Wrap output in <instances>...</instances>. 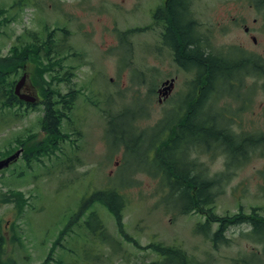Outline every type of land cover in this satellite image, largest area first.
Masks as SVG:
<instances>
[{"label":"rangeland","instance_id":"obj_1","mask_svg":"<svg viewBox=\"0 0 264 264\" xmlns=\"http://www.w3.org/2000/svg\"><path fill=\"white\" fill-rule=\"evenodd\" d=\"M18 1L0 0V56L26 40V33L35 31L45 38L53 29L54 46L63 44L66 52L43 61L53 68L42 75L35 70L38 61L27 59L17 74L7 78L17 80L25 67L19 94L54 91L52 99L60 108L62 95L70 91L74 96L66 110L68 118L61 120L64 136L57 141L63 154L49 144L47 154L39 153L28 164L19 156L0 170V264H143L156 258L149 247L152 242L179 245L201 261L251 264L257 258L254 254L263 251L249 235L247 223L230 224L225 230L228 240L217 248L194 228L203 222L206 209L218 217L250 209L264 216V72L258 61L256 74L249 66L243 75L233 71L240 80L244 76L246 91L223 79L215 83L209 105L201 112L212 116L210 130L228 126L239 137L261 142L254 146L248 140L243 155L234 154L238 163L229 168L220 149L205 152L192 146L190 157L199 164L198 178L224 177L214 186L217 194L211 205L200 212L180 213L169 194L168 202L162 201L166 189L153 172L156 166L148 169L139 156L145 138H153L158 130L153 126L162 112L166 121L172 119L169 107L163 110L168 100L158 102L160 82L174 77L175 94L193 75L176 67L171 51L160 43L161 27L149 10L158 1ZM189 5V16L209 49L229 52L236 46L264 62L261 8L251 10L247 0H191ZM169 6L179 18L181 10L174 3ZM231 16L239 22L231 21ZM252 36L257 39L254 43ZM42 114V105L0 104V159L19 148L21 140L27 150L38 142L43 136L38 121ZM135 128L147 133L139 135ZM116 140L127 142L126 152ZM214 140L205 137L206 144ZM175 158L182 163L181 156ZM51 163L55 173H46ZM111 189L123 200L120 228L109 208L95 201L101 192L110 195Z\"/></svg>","mask_w":264,"mask_h":264},{"label":"trees","instance_id":"obj_2","mask_svg":"<svg viewBox=\"0 0 264 264\" xmlns=\"http://www.w3.org/2000/svg\"><path fill=\"white\" fill-rule=\"evenodd\" d=\"M14 4H16V1ZM174 28L171 39L174 42L175 52L180 57V61L192 62L196 66L195 81L199 90L196 99L198 100L194 107H188V110L185 112L187 116L182 121L175 123L174 121H166L163 117L160 118L155 123L156 125L153 126V128H157L158 130L155 132L153 138L149 136L145 138L143 147L146 146L139 153V156L145 162V165L148 166V169H153L151 164L156 166L157 171L153 172L161 178L164 189H166L162 201L168 202L165 198L169 194L172 198L171 201L178 202L180 213L193 210L200 212L203 211L204 205H211L214 202L217 194L216 191L214 192V186L215 184L216 186L220 184L224 176H218L217 179L212 177L198 178L199 172L196 173V171L199 164H197L196 159L190 157V148L194 146V148L205 152H210V149L214 147L220 149L226 157V168H229L238 163L234 159V154L240 151V155H243L244 152L241 153V149L248 140L250 144L255 146L256 142H261V138L255 142L251 138L245 139L239 137L235 133H232L228 126H222L213 130L209 129L208 124L213 121V118L209 114L204 115L201 110L208 107L209 98L213 94L215 83H219L226 78L225 69L221 64L222 57L219 53H212L211 51L204 55L198 51L195 44L189 46L188 40L190 35L188 29L183 25L181 26L180 21L175 22ZM54 30L48 36H45V38L39 36L35 31L26 33V40L21 41L19 45L12 44L9 54L0 56V104L2 106L12 108V106H16L19 103L18 98H16L12 90L14 79L9 80L7 74H17L19 68L22 69L23 63L27 59H30L38 61L39 66L35 70L42 75L43 71L53 68V66L50 67V63H47V65L43 64V61L48 60L49 57L57 59L60 54L64 56L63 54L66 50H64L63 44H59L58 48L54 46L57 42L52 37ZM55 62H58V60ZM259 63L264 72V62L260 60ZM234 70L233 66L229 67L228 76L230 78L236 75L233 72ZM45 92L47 91L45 90ZM45 92L44 94L46 95ZM52 93L54 91L50 90L48 96ZM65 96L70 97L71 92L66 93ZM62 100L64 101L63 105L66 104V107L69 108L67 104L68 100L64 98ZM189 100L188 103L192 99ZM54 104L50 99L45 102L42 128L47 134L44 139L35 143L31 148L33 153H38L42 150L46 152V150H49V144L53 145L54 148H58V145L54 143V139L60 137L61 132H59V128L61 127L63 112L62 108ZM199 118L200 123L198 122ZM177 127H181L182 130L179 132ZM136 132L140 135L147 133V130L141 129V131L136 130ZM205 137H211L215 140L209 145L205 143ZM117 142L128 145L125 141L123 143L117 140ZM185 147L186 151L183 153ZM176 155L181 156L182 163L175 158ZM183 165L188 166L184 169ZM111 192L110 195L101 192L100 195H97L95 201L103 203L109 208V211L116 219L118 228H120L122 218L120 209L123 206V200L114 189H111ZM90 200L93 201L94 199L90 198ZM203 213L205 214L203 222L201 224L196 223L194 229L197 234H202L208 238L213 248L226 243L228 237L225 236V230L229 228L230 224L247 223L250 227L249 235L256 242H259L263 251L259 255L254 254L257 258H254L251 264H264L263 215L259 216L252 209L249 210V213L239 212L225 217H218L214 212H208L207 209ZM213 223L218 224L214 229L212 227ZM149 247L155 252L156 258L143 264H217L215 261L213 262V259L197 260L192 253L189 254L179 245L152 242Z\"/></svg>","mask_w":264,"mask_h":264},{"label":"flooded vegetation","instance_id":"obj_3","mask_svg":"<svg viewBox=\"0 0 264 264\" xmlns=\"http://www.w3.org/2000/svg\"><path fill=\"white\" fill-rule=\"evenodd\" d=\"M154 1H158V3H156L155 8L153 9V7H150L149 10L151 11L152 17L156 18V24L159 26L160 25V34L161 35V39H160V43L165 46L169 51H171V54L173 55V60H174V64L176 67H178L181 70H186V71H190L193 72V75L190 77L189 80L185 81L182 85V87L180 88V90H178L177 93L174 94V77H170V79L164 80L162 82H160V84L158 85L156 92L158 94V102H165L167 101V105L163 108V110L166 107H169V112L171 113V121L179 122L185 119V117L187 116L185 114V112L188 110V107H194V105H196V102L198 99L197 96L199 94V90H198V86L196 84L195 81V72H196V66L195 64H192V62H183L180 61V57H178V54H176V49H175V45L174 42L172 41L171 37L174 33V24L175 22L180 21L181 26H185L188 29V33L190 35L189 40H188V45H192L195 44L198 51L200 53H203L204 55H206V53L210 52V49L207 47L208 42L204 41V37L200 34L199 30L196 28V21L191 18L189 16L190 14V1L191 0H153ZM249 7H251V10L253 8H257L259 10V8H261V14L262 17H264V0H247ZM171 3H174L177 6V9L181 10V14L179 18H176V13L174 11V9H172L169 5ZM161 7L165 8L166 10V14H159V10L161 9ZM263 8V9H262ZM230 20L232 21H237V23L239 22V19H236L235 16H231ZM255 21V18L253 19ZM244 31L249 32V27L247 26H243ZM175 29V28H174ZM197 30V31H196ZM253 43L256 42L257 39H255V37H251ZM190 42V43H189ZM221 57H222V66L224 67V72L226 74V78L225 80L227 81V79L229 78V82H233L238 84V89H240L242 92L246 91L245 88H243V78L242 80H240V77L235 76V77H229L228 73H229V67L233 66V68L238 67V68H245L246 72H248V66L249 67H253L254 69H252V72L254 74L257 73V69L256 67L258 66L259 63V59L257 57V54L255 53V55L250 54L247 51H244L243 49L241 50V48H238L235 46V50H230L229 52L226 51V49L224 50H218V52ZM246 53H248L246 55ZM258 61V63H257ZM260 65V63H259ZM264 79V76H263ZM173 80V82H172ZM145 81V80H144ZM149 90L152 91L151 88H148V92ZM38 95V94H37ZM24 95L20 94V97H23ZM170 99V100H169ZM191 100V104L188 103ZM37 100H39V98H37ZM196 112V111H195ZM163 118L167 117L166 112H162L161 115ZM41 129V128H40ZM41 132L43 135H45V130L41 129ZM174 138V137H172Z\"/></svg>","mask_w":264,"mask_h":264},{"label":"water","instance_id":"obj_4","mask_svg":"<svg viewBox=\"0 0 264 264\" xmlns=\"http://www.w3.org/2000/svg\"><path fill=\"white\" fill-rule=\"evenodd\" d=\"M24 77H25V74H23L22 77H20V79L14 85L15 87H14V90L13 91H14V93L16 95H18V91L17 90L21 86V83L23 82ZM19 98H21V97H19ZM21 99L33 101V98H30L29 96L28 97L21 98ZM18 153H19V151H15L13 155H10L9 157H6V158L2 159L0 161V168H2V166H4V165H7L10 160L14 159V157L18 155Z\"/></svg>","mask_w":264,"mask_h":264}]
</instances>
